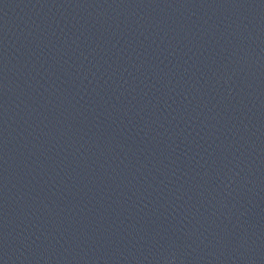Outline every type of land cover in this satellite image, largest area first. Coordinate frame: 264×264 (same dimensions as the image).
Segmentation results:
<instances>
[{
  "label": "water",
  "instance_id": "water-1",
  "mask_svg": "<svg viewBox=\"0 0 264 264\" xmlns=\"http://www.w3.org/2000/svg\"><path fill=\"white\" fill-rule=\"evenodd\" d=\"M0 264H264V0H0Z\"/></svg>",
  "mask_w": 264,
  "mask_h": 264
}]
</instances>
